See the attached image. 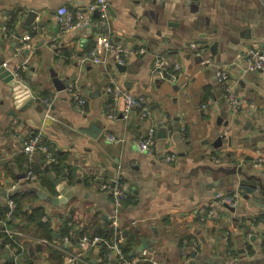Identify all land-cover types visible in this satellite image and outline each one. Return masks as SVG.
<instances>
[{
  "label": "crops",
  "instance_id": "1",
  "mask_svg": "<svg viewBox=\"0 0 264 264\" xmlns=\"http://www.w3.org/2000/svg\"><path fill=\"white\" fill-rule=\"evenodd\" d=\"M92 1L0 0V55L33 97L53 107H16L11 88L0 79V204L4 195L24 186L49 198L63 197L59 188L66 183L50 172L59 183L54 185L38 156L40 182L25 184V175L21 179L22 144L33 132L66 155L74 175L66 185L74 196L65 205L38 195L23 205V210H43L53 238L19 231L22 222L15 219L7 230L20 233L18 247H0V264L10 257L14 264H67L65 253H80V262L73 264H97L96 249L82 253L78 247L79 228L89 231L107 222L112 206L108 196L85 185L117 176L131 192L118 217L121 244L134 230L136 252L147 242V249L167 264H264V201L249 202L231 185L233 176L214 171L237 165L264 183V163L255 167L257 158L264 161V82L246 63L249 49L264 52V0H109L107 27L59 32L57 8L73 12ZM30 10L37 16L27 26ZM104 34L146 52L129 57L122 72L83 62ZM191 43L205 50L192 52ZM157 56L167 59L164 76L151 72ZM219 68L228 71L234 93L246 103L235 115L216 82ZM109 77L133 95H144L151 116L141 121L133 114L108 118ZM69 84L86 100L81 112L74 109ZM116 103L121 112L123 103ZM148 130L155 133L154 147L140 153L134 142ZM107 134L116 140L106 139ZM167 153L175 155L172 162L165 160ZM217 192H238V205L232 210L212 207ZM65 211L73 223L67 236L62 234ZM183 236L192 239L179 244ZM17 249L15 260L12 251Z\"/></svg>",
  "mask_w": 264,
  "mask_h": 264
},
{
  "label": "built area",
  "instance_id": "2",
  "mask_svg": "<svg viewBox=\"0 0 264 264\" xmlns=\"http://www.w3.org/2000/svg\"><path fill=\"white\" fill-rule=\"evenodd\" d=\"M109 0H93L88 3L83 10L70 11L66 7H59L55 11V17L59 32H67L68 30L79 29L82 30L86 26L92 25L94 28L107 27L110 21L109 14ZM93 16H96L93 19ZM5 32V28H2ZM6 36V35H5ZM188 47L190 50L201 53L205 50L202 45L191 43ZM145 48L139 47L133 48L123 42H114L109 35L98 36L95 40V45L87 53L86 58L83 62H90L93 65H99L102 67H112L125 65V61L131 57H138L139 54H144ZM210 64L209 60L206 61ZM246 63L248 64L247 69L253 71L258 75L261 81L264 82V52L259 49H249L246 54ZM167 59L164 56H157L152 66V74L164 76L165 70L167 68ZM19 80L18 74H14ZM216 82H218L222 92L223 100L229 107L231 114H237L246 103L244 100L237 97L234 93L232 82H230V76L228 71L224 68H219L216 70ZM174 76L169 79L173 80ZM105 92L108 94L111 102L108 104V118L116 119L121 116V118L126 119L130 115H135L136 119L141 121L142 119L149 118L151 116V110L149 107V102L144 95H133L131 92L126 90L123 85L117 84L113 77L108 78V82L105 87ZM68 93L70 94L72 104L74 109L78 112L84 110L86 106V100L81 95L80 91L77 90L72 84L68 85ZM117 101L123 103V108L121 112H117ZM41 136L39 132L29 134L22 144V153L26 157L27 164L30 165L37 154H42L45 157L47 164L55 163V155L52 150L41 143ZM106 139L110 141H115L113 136L105 135ZM156 138L153 130H148L147 133L142 134L138 137L134 145L137 150L142 153H150L154 147ZM175 159V155L167 153L165 160L172 162ZM216 160V158H213ZM264 161L261 157L257 158L255 167H261ZM26 181L34 183L38 181L37 175H35L30 169L25 173ZM90 186H94L98 193L108 196L112 206V213L107 215L108 225L113 228V233L108 239L100 238L97 236L89 237L87 232L81 234L78 242V247L80 250L85 252L90 248H94L101 252V249L107 250V255L105 258L99 257L97 264H104L106 261H113L115 264H138V262L147 261L150 264H167L159 260L156 254L151 249H144L139 253L138 258L127 259L125 258L121 246V234L122 230L119 228L118 217L122 212V208L126 201L129 199L130 190L125 181H123L119 176L108 178V179H95ZM14 189V186H13ZM240 199V194L238 192L232 193H215L211 201V206L214 207H227L235 208ZM8 207L10 210L15 208L14 204L9 201ZM67 213V211H65ZM212 214V211L208 213ZM7 234H13L15 236H20V233H11L5 230ZM67 239V238H66ZM66 241V240H65ZM194 250L196 249V244L192 243ZM6 247H9L8 245ZM66 252V251H64ZM80 253H65L64 263L73 264L74 262H80ZM17 257H15L16 260Z\"/></svg>",
  "mask_w": 264,
  "mask_h": 264
},
{
  "label": "trees",
  "instance_id": "3",
  "mask_svg": "<svg viewBox=\"0 0 264 264\" xmlns=\"http://www.w3.org/2000/svg\"><path fill=\"white\" fill-rule=\"evenodd\" d=\"M41 143L54 152L56 159L55 163L47 164L44 155L37 154L35 157L37 156L39 157L43 165L42 166L43 170L45 171V168L47 167L48 171L54 173L56 178L60 176V179L62 178L61 179L62 182H65L67 186H70L71 183L74 181V175L73 173H71L69 167L67 166L66 155L61 153L58 154L57 152H55V150H53L51 143H49V141H47L43 136H41ZM21 159L24 164L23 165L24 173L21 179H23L27 170L30 169L35 175H37V177L39 178L38 182H40V179H42V177L39 175L38 171H40L42 168H38V163H36L35 161L36 159L34 158V160L31 162L30 165L27 164L26 157L23 153ZM46 180L48 182V178H46ZM92 182L94 181L89 182V184L87 183L85 187L88 188L92 184ZM28 183L30 182L25 181V184ZM35 195L37 194L34 192L33 189L24 186V188L23 187L19 188L18 190L10 192L9 194L3 196L4 202L0 204V242H1L0 247L2 249L5 250L6 248L8 250H11L18 245L17 236L13 234L9 235L5 233V230L7 229L11 230L13 229V226L16 225L14 223L15 219L20 220V222H22V225H20V227L17 228L19 231L24 232L26 230H29L33 234H37L36 236L39 238H47L48 240L53 238L54 233L50 228V224L48 223L47 220L48 218L46 217L45 213L41 208L33 207L30 210L28 209L23 210L24 203L26 201L30 202L31 201L30 199L35 197ZM9 201H11L15 205V208L13 210H10L8 207L7 202ZM65 215H66L64 216L65 222H63L62 224V234L67 236L72 231L69 225L71 221L70 219L71 216L69 213H65ZM79 229H80L78 232L79 236H81V233L83 231L85 232L87 231L89 237L97 236L100 238L108 239L109 236H111L113 233V228H111L108 225V222L106 221L103 222V224L100 226L92 225L89 231L82 227ZM183 239H186L189 242L191 241L192 236L181 237L179 240V244L182 242ZM137 244L138 243H137L136 231L134 230L128 231L126 237L124 238L123 244H121L123 250L122 252L125 258L130 260L134 258H138L139 254L136 252V248L138 246ZM7 245L9 247H6ZM12 254L14 255V257L20 255L19 249H17L16 251H12ZM98 254L99 257L105 258L107 255V250L101 249V252ZM4 264H14V263L10 257V260H6ZM104 264H115V263L113 261L108 260ZM138 264H150V263L147 261L144 262L140 261L138 262Z\"/></svg>",
  "mask_w": 264,
  "mask_h": 264
},
{
  "label": "water",
  "instance_id": "4",
  "mask_svg": "<svg viewBox=\"0 0 264 264\" xmlns=\"http://www.w3.org/2000/svg\"><path fill=\"white\" fill-rule=\"evenodd\" d=\"M28 17L26 19L27 26H30L33 20L36 18V12L33 10L28 11ZM87 28L91 29V25L86 26ZM85 27V28H86ZM84 28V29H85ZM17 40V39H16ZM15 40V41H16ZM8 64H6L5 59L0 55V79H2L5 83H8L9 87L12 90L11 98L16 107H19L21 109L30 107L33 103L41 105V107L44 110L52 109V106H48L45 102H42L39 98L33 97L27 87V84L22 82L21 80H18L12 71L7 67ZM118 70L125 71L126 67L124 65L122 66H116ZM162 131H160L161 134ZM160 137H164V134ZM215 172H223L224 175L232 177L231 185L235 184L236 189H238V192L242 194L243 198L248 200L249 202L253 203H261L264 201V183L253 174L247 175L244 171H241L240 169L236 167L231 168H223V167H217ZM45 172L47 173L48 178L54 183V185L59 186L58 181L56 178L48 171V168H45ZM218 173V172H217ZM19 189V188H18ZM17 189V190H18ZM60 191H62L63 197L62 198H49L45 194L37 191L35 192L41 199H44L48 201L49 203L55 204V205H65L71 197L74 196L73 191H69L67 186L64 185L59 188ZM65 190H68L67 193H65ZM232 210V208H230ZM147 242H144L140 245L138 248V252H142L144 249L148 248Z\"/></svg>",
  "mask_w": 264,
  "mask_h": 264
},
{
  "label": "rangeland",
  "instance_id": "5",
  "mask_svg": "<svg viewBox=\"0 0 264 264\" xmlns=\"http://www.w3.org/2000/svg\"><path fill=\"white\" fill-rule=\"evenodd\" d=\"M7 203H8V202H7ZM14 206H15V205H14ZM13 209H14V208H13ZM13 209H12V210H13ZM72 225H73V223H72L70 226H72ZM84 233H85V232H82L81 234H84ZM17 237H18V236H17ZM192 246H193V245H192ZM192 246H191V247H192Z\"/></svg>",
  "mask_w": 264,
  "mask_h": 264
}]
</instances>
